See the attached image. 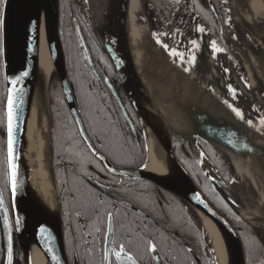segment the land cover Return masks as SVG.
<instances>
[{"label": "flooded vegetation", "instance_id": "af4514ba", "mask_svg": "<svg viewBox=\"0 0 264 264\" xmlns=\"http://www.w3.org/2000/svg\"><path fill=\"white\" fill-rule=\"evenodd\" d=\"M65 1H61L62 5ZM228 1L141 0V5L147 29L162 46L167 45V48H174L177 52L183 53V59L174 56L180 62L190 64L192 57L195 56V60L209 59L217 63L214 69L217 87L223 89L224 81L234 84L236 89L233 87L232 91L223 90L229 101L242 110L236 97L238 93L236 82L245 88L246 85L238 74L236 60H240V67L247 79L248 74L240 56L232 51V38L237 35L234 37L236 41L248 43L250 49L252 51L253 49L250 41L243 38L244 34L240 30L237 33L229 30L228 18L224 11ZM210 5H213L216 15L213 14ZM66 7L69 28L75 32L74 25L70 22L71 10L79 28L80 24L75 17L74 6L70 0L66 1ZM84 23L88 28L89 23L91 25V22ZM201 27L205 29L203 33L198 31ZM80 31L82 34L81 28ZM193 40L197 41L199 48H194L191 44ZM213 41L221 51H213L211 47ZM229 54L238 59L229 58ZM109 66V68L104 66L106 68L103 70V76L97 72L100 82L92 78L98 89L107 90L114 102L111 106H99V109L108 112L110 120L106 121L105 125L109 129L108 134L112 144L105 145L98 139L99 137L94 136L93 132L88 131L86 124L83 122L82 124L93 148L115 170L131 171L145 165L147 160L142 132L134 111L122 92L110 64ZM0 81H2L4 93L2 57H0ZM108 85L112 87L117 99ZM252 119L256 118L252 116ZM71 122L72 126L66 132L59 133L57 136L51 134V142L54 138L66 142L64 145L71 144L68 147L73 153L69 161L57 159L54 164L52 159L68 264L125 262L126 258L122 257L121 261H116L114 256H110L108 262L103 260L105 248L111 250L115 247L119 250L120 244H123L125 250L137 260V264H159V262L161 264H210L205 252L203 233V239H200L201 235L199 236L196 227L197 217L187 205L147 180L111 174L89 152L80 139L72 119ZM73 139L77 144L72 143ZM188 142L187 145L180 138L170 135L175 159L187 172L197 189L235 227L234 219L238 216L224 202L215 188L217 185L224 192L235 209L243 210L240 206L243 200L232 186L235 177V171L232 173L231 170V167L234 170L232 163L201 140L190 138ZM2 193L8 204L7 192L6 196L3 190ZM109 213L111 219H109ZM2 241L4 245L3 234ZM151 245L155 246V251L151 250ZM243 253L246 261L245 252ZM17 255V261L21 264L15 241L13 263Z\"/></svg>", "mask_w": 264, "mask_h": 264}, {"label": "water", "instance_id": "95a60500", "mask_svg": "<svg viewBox=\"0 0 264 264\" xmlns=\"http://www.w3.org/2000/svg\"><path fill=\"white\" fill-rule=\"evenodd\" d=\"M95 1L92 2V5H88V12L96 39L111 65L119 86L140 124L144 145L147 136L156 140L169 162V169L172 176L164 178L144 172L143 170L147 164V160L145 165L138 169L117 171L93 148L77 112L71 87L66 75L63 50L59 38V1L9 0L7 5V23L11 21L14 27L17 28V36L11 49L9 51L6 50L5 56L2 57L4 78L3 148L8 200L7 204L0 188V199L3 201L2 205H0V226L5 247L3 264H8L7 252L10 241L13 248V257L14 244L16 241L20 262L21 264H27L24 253L23 231H28L34 236L47 264H68L64 245L59 196L53 173L51 129L49 125L47 127L46 138V173L53 194L52 205L44 206L38 195L32 192V190H26L23 183L27 166L23 160L22 136L28 110L29 94L33 86L41 18L45 21L46 45L52 66L51 75L54 74L57 77L60 91L69 115L77 128L80 139L93 157L113 175L147 180L161 190L181 200L196 215L197 219H199L203 232L204 229L201 224L200 214L210 219L222 235L225 250L229 251L232 264H245L243 246L237 230L197 189L187 172L177 162L171 148L170 135L180 138L187 143V145L189 144L188 139L190 138L201 140L225 156L231 163L232 161L227 147L234 146L249 155L264 153V140L239 134L235 126L232 125L228 119L218 118L215 121L211 120L212 116L209 115V112L204 108L199 110L190 108L189 113L192 118L191 122L193 126L184 134L175 133L169 121L164 117L161 111L156 107H152L153 105L149 92L133 65L123 18L128 0H108L109 3L102 2L103 0H100V2ZM210 8L213 14L216 15L213 5H210ZM70 22L74 25L79 51L83 57L85 66L92 77L97 82H100L99 75L95 69L80 28L74 19L72 10L70 11ZM21 71H27L29 74L24 78L22 83L15 85V88L22 89V92L14 96V158L11 164L15 165L16 190L13 194L12 169L10 168L8 152L7 100L9 89L13 87L10 81ZM49 81L50 79L48 80V84ZM123 84L130 92L131 98L135 99V102L130 100L127 96L123 89ZM108 87L115 96L112 87L110 85H108ZM118 104L124 116H126L119 101ZM150 107L153 108L152 112H150L151 117L159 120V123L163 127L162 132L153 130L144 124L143 110H148ZM47 108L49 112L48 100ZM229 118L235 123V119ZM145 153L147 157L146 148ZM215 188L232 211L241 220L248 223L254 230H257L254 225L240 216L241 210H237L232 206L224 192L217 187V185H215ZM17 219L20 221L19 224L16 223ZM41 226L46 228V232L43 234L40 232ZM119 264H127V261ZM159 264L161 263L159 262Z\"/></svg>", "mask_w": 264, "mask_h": 264}, {"label": "bare ground", "instance_id": "6f19581e", "mask_svg": "<svg viewBox=\"0 0 264 264\" xmlns=\"http://www.w3.org/2000/svg\"><path fill=\"white\" fill-rule=\"evenodd\" d=\"M93 1L87 0L88 5H92ZM95 2H100V0ZM102 2L109 3L108 0ZM136 2V0H128L123 16L124 26L133 65L149 92L152 107L161 111L175 133L184 134L193 126L189 113L190 108L195 110L204 108L212 116L211 120L228 119L239 134L254 137L245 128L227 117L218 102L192 83L189 77L181 73L174 63L165 58L156 48L148 29L142 26L137 19ZM251 2L256 3L258 12L264 17V0H251ZM16 36L17 28L9 21L6 32L7 51L11 49ZM259 40L264 48V37H260ZM258 68L262 71L260 66ZM51 70L45 38V21L41 18L37 60L24 122L22 148L23 160L27 166L23 179L24 187L36 193L44 206H51L53 202V194L46 173V138L49 125L47 87ZM123 89L130 100L135 102L124 84ZM152 107L143 110L144 124L153 130L162 132L163 127L159 120L151 117ZM144 146L147 152V164L143 171L158 177H171L169 162L156 140L147 136ZM227 151L236 171L251 178L260 197L261 206L264 208V153L249 155L234 146L227 147ZM240 216L252 225H260L264 228V214L261 216L245 210L240 212ZM200 220L216 264H232L231 255L228 250H225L219 229L210 219L201 214ZM23 243L27 264H47L39 244L30 232L23 231Z\"/></svg>", "mask_w": 264, "mask_h": 264}, {"label": "rangeland", "instance_id": "374dc122", "mask_svg": "<svg viewBox=\"0 0 264 264\" xmlns=\"http://www.w3.org/2000/svg\"><path fill=\"white\" fill-rule=\"evenodd\" d=\"M59 3V24L64 23L65 20L68 23V9L66 7V1ZM137 2V19L142 26L146 27V22L144 20V14L142 11L141 0H136ZM72 5H76L78 13H81L82 16L85 17V20L89 23V12H88V3L87 0H70ZM225 14L228 18V27L229 30L234 32L241 31L245 35H247L248 39L254 41L259 47L260 52L255 53L250 49L248 43L240 41H236L237 39L232 38V51L240 56L245 67L246 72L248 74L247 82L248 85L243 87L241 84L236 82L238 85V93L236 94L237 101L242 106V110H239L234 106L232 101H229V98L224 93L223 89L227 91L236 86L234 84L229 83L230 81H224L223 89L217 87V81L214 77V69L217 64L213 60L205 59V61H201L199 59L191 62L190 64H184L179 61V59L175 58L173 55L169 54V51L161 45V43L157 42V40L153 37L152 33L148 30L153 43L156 48L165 56V58L171 60L175 67L183 73L185 76L189 77V79L194 83L197 87L202 89L204 93L218 102L224 111V113L235 119V122L240 121L238 124L245 128L251 135L256 138L264 140V124H261V120L264 119V48L261 45L259 40L260 37H264V17L261 13L258 12V7L256 3L251 2V0H229L225 6ZM81 14H79L81 16ZM84 14V15H83ZM88 19V20H87ZM90 27V25H89ZM246 61V62H245ZM251 61V63H250ZM248 62V63H247ZM262 68V71L258 67ZM187 69V71H185ZM50 82V81H49ZM213 90V92L211 91ZM48 107H49V127L51 129V104H52V92L50 93V85L48 84ZM231 105V107H229ZM233 108L239 110L242 113L243 119L238 117L235 112H233ZM252 116L256 119H252ZM251 121V124L248 123ZM76 143V140L73 139L72 143ZM52 159L54 160V164H56V160H64L69 161L71 159L72 150L69 145H64L66 142H62L59 139H52ZM232 161V159H231ZM233 164V162H232ZM236 180H234L233 188L237 195L243 200V204L251 213H256L261 216L264 214V208L261 206V200L259 195L254 188L251 178L246 177L243 174H240L236 171L234 167ZM229 177V176H228ZM6 188V182H5ZM255 209L252 211V209ZM245 211V210H241ZM200 226V221L197 219L196 227ZM201 227V226H200ZM256 228L262 230L264 232V228L260 225H256ZM201 233H199V236ZM204 242H205V250L208 247L207 240L205 234L203 232ZM202 238V235L200 236ZM246 264V261H245Z\"/></svg>", "mask_w": 264, "mask_h": 264}, {"label": "trees", "instance_id": "16d2710c", "mask_svg": "<svg viewBox=\"0 0 264 264\" xmlns=\"http://www.w3.org/2000/svg\"><path fill=\"white\" fill-rule=\"evenodd\" d=\"M75 17L79 21L82 34L87 45L88 51L93 60L94 66L99 74L103 76V70L106 67H110L104 52L102 51L95 33L90 25L88 28L84 22L85 17L81 13H78L76 5H74ZM81 14V16L79 15ZM84 15V14H83ZM69 20V16H68ZM88 20V19H87ZM244 34V33H243ZM59 38L63 50V56L65 61L66 75L71 87L73 100L76 108L82 119V122L88 127V131L94 133V136L99 137L105 145L110 146L112 144L111 137L108 134L109 129L105 125L106 121H109L108 112L103 109H99V106H111L114 105L111 95L107 90L100 91L96 82L93 80L91 73L84 64L83 57L79 51L78 42L74 30L69 28V21L65 20L64 23L59 24ZM243 38L250 41L251 47L255 53H259V47L254 41L248 39L247 35H243ZM169 51L174 48H166ZM176 51V49H174ZM229 58L236 59V56L229 54ZM238 59V58H237ZM236 69L238 74L243 78L245 85L247 86V78L244 75L245 72L240 67V60H236ZM238 63V64H237ZM106 66V67H104ZM50 93L52 92V104H51V134L58 135L64 133L72 126L71 119L69 117L66 106L63 102L59 82L57 77L52 74L50 77ZM123 95V94H122ZM124 99V98H123ZM4 93L2 87V81H0V186L6 196L5 191V165H4V148H3V109ZM232 173L234 170L232 169ZM236 180V176L233 178ZM243 210L247 208L241 204ZM249 210V209H248ZM255 210L254 208L252 211ZM235 227L242 242L243 251L246 256V264H264V232L257 228L254 230L248 223L241 220L239 217L234 219ZM198 233H203L202 228L198 225ZM204 236V235H203ZM206 255L210 260V264H215V259L208 246L206 249ZM18 255L16 261L14 259L13 264H19ZM4 262V245L2 241V230L0 226V264Z\"/></svg>", "mask_w": 264, "mask_h": 264}, {"label": "snow or ice", "instance_id": "6c2138e0", "mask_svg": "<svg viewBox=\"0 0 264 264\" xmlns=\"http://www.w3.org/2000/svg\"><path fill=\"white\" fill-rule=\"evenodd\" d=\"M9 3V0H0V57L5 56L6 52V32H7V5ZM198 31L203 33L205 29L203 27L199 28ZM159 43V41H157ZM191 44L194 46V48H199V45L197 44V41L193 40L191 41ZM163 47L167 48V45H164ZM211 47L214 52L221 51V49L217 48L216 42L213 41L211 44ZM170 55L173 56H178L181 59H183L184 54L175 51L174 49L171 50ZM195 61V56L192 57V60L190 62ZM187 71V69H185ZM27 71H21L18 75L15 76V78L11 79L10 83L13 86L12 88L9 89L8 93V100H7V115H8V152H9V162H10V168L12 169L11 175H12V190L13 194L15 193L16 190V182H15V165L11 164L13 157V144H14V137H13V131H14V106H15V99L14 96L17 93L22 92V89H17L15 88V85L18 83H22L24 78L28 76ZM230 90H231V86ZM231 107V105H229ZM235 114L243 119L242 113L233 108L232 109ZM249 124H251V121H248ZM261 124H264V119L261 120ZM3 201L0 199V205H2ZM109 219H111V214L109 213ZM17 224L20 223L19 219L16 221ZM41 234L46 232V228L41 226L40 228ZM151 250L155 251V246L151 245ZM50 251V250H49ZM110 256H114L116 261H121L122 257L126 258L127 264H137V260L125 250V247L123 244L119 245V250H117L115 247L111 248V250L105 248L104 253H103V260L105 262H108L110 260ZM7 259H8V264H12L13 261V248L11 241L9 242L8 246V252H7Z\"/></svg>", "mask_w": 264, "mask_h": 264}]
</instances>
